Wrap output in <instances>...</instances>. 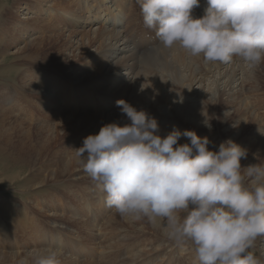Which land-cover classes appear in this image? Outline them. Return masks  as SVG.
I'll return each instance as SVG.
<instances>
[{
    "label": "bare ground",
    "instance_id": "1",
    "mask_svg": "<svg viewBox=\"0 0 264 264\" xmlns=\"http://www.w3.org/2000/svg\"><path fill=\"white\" fill-rule=\"evenodd\" d=\"M91 1L18 0L20 6L17 14L21 18V22L17 19L16 21L10 20L13 18L10 12V17L4 19L5 22L2 20V24L0 22V42L5 41L7 43L8 41L16 47L13 53L3 52L2 58L8 60L13 56L16 61L22 62L21 67H25V69L22 73L20 72V80H30L29 83L31 82L32 86L29 89L23 88V86L18 88L19 91H15H18L22 96L24 95L22 92H24L27 95H24L26 99H34L35 101L34 107L29 102L20 101L14 106L10 105L13 109L9 108L6 106L5 100L10 97L11 92L8 94L6 87L0 86V152L11 149L13 151L10 153L18 154L19 150L14 148H17V146L23 147L25 144L30 146L28 142L33 140L32 138L37 140V137L32 135L34 131L29 127V125H36H32V122L29 124L27 120L23 121L19 118V114L16 115V112L23 114L24 112L33 113L37 111L38 114L40 113L46 117L45 119L49 124L53 120L59 119L60 122L64 120L63 124L56 121L57 123L52 127L50 125L41 126L43 131L46 130L49 135L44 136V140H42V137L37 140L41 141L39 143L41 147L39 144L37 145L39 148L34 150L35 157L32 158V155L29 157L32 159L31 161L28 162L27 159L21 157L20 163L23 169H28L31 165L37 166L40 158L45 161L53 158L49 162L50 164L47 163L49 165H46V168L45 165L40 167L33 173V176H28L26 179L18 175L3 182L12 186H16L20 181L21 184L26 183L25 186L20 187L25 192L33 190L38 193L50 185L52 189L62 188L61 193L65 197L64 199L68 201H62L61 198L54 195L36 201L34 205L39 208L38 210L44 212L50 208L49 211L53 212V214L50 213V216L52 215V219L59 223L56 227L52 224V226L50 224L46 227L43 226L45 228L42 230L38 227V218H34L35 220L28 218L32 213L29 207L23 215L25 207L17 205L18 207L13 210L10 207V201L6 199L3 203L1 202L0 216L5 215V207L11 214L17 215L16 219L13 216L9 218L12 221V230L21 236L18 237L21 240V249L14 252L12 244L10 247L8 242L2 240L4 243H0V264H21L22 260L27 261V264H31L32 253L36 250H46L48 248H57L62 253L63 251L75 252L74 254L78 256L87 254L88 258L96 253L99 260H93L96 263L91 264H105L106 262L108 264H133L138 260L136 257H140L142 252L140 254L136 253L138 255L132 254L128 260L123 259L120 261L117 255L120 249L126 245L127 238L125 239V237L129 234L122 236L121 230L130 229L139 231L149 229L156 233V236H160L162 245L152 247L151 250L145 251L146 253L156 250L160 255V249L168 247V249L175 251L171 250L174 254L170 256L173 264L176 262L175 253L179 252L181 256L178 257L180 260L176 264H197L194 246L191 243H175L167 237L166 229L163 226L153 227L146 219L134 220L130 216H121L114 210V214L111 216L110 213L112 212H110L111 217L108 218L109 215H106L107 211L102 206L105 203V193L84 171L83 164L79 162L76 156V150L70 149L68 145L67 147L71 152L67 151L68 148H64L65 146L61 149L57 148V145L65 139V137L58 135L60 130L66 131L65 136H68L69 132H78L79 135L81 133L83 135L96 134L101 126L107 123L116 122L123 126L129 122L126 116L122 113L113 112L109 115V118L100 116V113L97 115L91 113L80 115L71 109L64 108V106L72 107L69 102L51 99L42 94V91L47 89L48 86L49 88L53 86L49 84L51 77L49 75L44 77V73L42 76L34 78L33 74L35 73H32V71L36 70L37 73L38 68L39 71L45 68L46 71L50 72L52 70L57 74H61L62 70L66 68L70 71L71 77L74 78L71 82L80 80L84 83V86L72 89L74 92H68L71 93L70 100L74 98L78 103L80 101L79 95H82L83 100L93 99L96 103H99L97 107L107 108L109 111L115 106L113 103L110 104L108 98L112 95V91L117 89L118 91L114 95L121 96L124 93L121 97L126 99L129 96L130 104L137 110H145L157 119L161 134H167L173 127L182 132L184 130H194L198 136L208 137L210 141L214 142L216 148L222 141L231 139L247 150V157L241 159L243 167L253 164L264 167V113L259 112V109L264 106V72H262L264 70H261L262 65L250 70L239 58H234L229 63H208L202 57L190 56L178 45L170 49L159 45V47L148 46L135 50L130 40H128L125 25L121 23L117 25V22L110 19L113 15H116V17L122 15V8L118 7V4L123 0H112L114 2L113 6L106 4L108 0H96L94 3ZM106 14L109 15V18L101 19ZM194 15L201 16L197 13ZM22 20H26V22H22ZM38 31L45 37L36 36ZM26 34L27 39L32 38L33 35L35 37L29 45L21 48L18 41H26V39H23ZM29 34L32 35L28 37ZM7 36L9 39L6 38ZM62 39H66L65 46L61 44ZM52 55H55L60 62H53L51 60L54 58ZM23 57L28 61H23ZM45 65H48V67L53 66V68L47 69ZM121 77L130 78V82L126 83L125 87H119L124 83L120 79ZM242 83L243 85H249L240 87ZM88 89L92 91V94L88 92ZM97 90L101 92H97ZM103 92L105 95H103ZM107 95L108 97H105ZM232 106H237V109L233 112H231L232 110L228 111ZM106 111L108 112V110ZM66 117H68L67 120L64 119ZM26 122L29 124L28 127L25 124ZM205 123H209L211 127H207ZM179 142L185 143L187 138L182 137ZM62 143H67V141ZM52 151L53 154H51ZM19 152L23 153L22 150ZM6 155L8 156L7 152ZM7 159L14 162L13 159L17 158ZM75 175L79 177L77 180L72 178ZM70 180L73 183L79 181V184H81L79 188H83L86 194L83 198L80 197L78 191L61 185L62 181L67 183ZM87 182L90 184H86ZM92 184L98 187L99 192L93 191ZM72 187H74L73 184ZM78 197L79 200L77 201ZM45 202L48 203L45 204ZM76 205L78 209L75 207ZM111 210L112 208H110ZM40 211L38 212L40 213ZM64 214L68 217L65 216L64 218ZM93 214L98 219L97 225L93 221H89ZM66 218L70 223L74 222L72 227L75 229H72L73 232L66 231L65 233L61 230L60 224ZM107 218V222L104 223ZM144 220L147 222L145 223ZM4 227H0V232H4ZM1 235L0 239H3ZM143 238L145 239V237ZM81 241L91 250L78 244ZM259 250L261 251L259 252ZM251 251L254 255L258 252L259 256L257 258L264 264V237L256 240ZM261 252H263V255H261ZM62 253L59 256L61 264L80 263L77 257L70 258L64 254L62 255Z\"/></svg>",
    "mask_w": 264,
    "mask_h": 264
},
{
    "label": "clouds",
    "instance_id": "2",
    "mask_svg": "<svg viewBox=\"0 0 264 264\" xmlns=\"http://www.w3.org/2000/svg\"><path fill=\"white\" fill-rule=\"evenodd\" d=\"M137 3L164 48L178 45L208 63L239 58L250 70L264 63V0H206L199 17L200 0ZM117 105L129 122L104 124L75 149L106 206L163 226L177 244L191 243L197 264H261L251 249L264 237V167H243L247 150L231 139L216 148L194 130L161 134L145 110L125 100ZM60 254L36 250L31 264H61Z\"/></svg>",
    "mask_w": 264,
    "mask_h": 264
},
{
    "label": "rangeland",
    "instance_id": "3",
    "mask_svg": "<svg viewBox=\"0 0 264 264\" xmlns=\"http://www.w3.org/2000/svg\"><path fill=\"white\" fill-rule=\"evenodd\" d=\"M112 1V0H111ZM20 5H18V0H0V22L2 21V20H4V19H7V18H9L10 17V14H11V16L13 17V18H11L10 20H12V21H16V19H17V21H19V22H21L20 21V17H19V15L17 14V10H18V7H19ZM3 7V8H2ZM9 12H10V14H9ZM8 14V15H7ZM3 15V16H2ZM3 17V18H2ZM22 18L24 17L23 15L21 16ZM23 21H25L26 22V20H22V22ZM31 21V20H30ZM3 22V21H2ZM2 22H1V24H2ZM4 22H5V20H4ZM0 24V25H1ZM95 26H97V25H95ZM31 33V32H30ZM30 35H32V34H29L28 35V37H30ZM36 36H39V37H45L44 35H42V33L41 32H39L38 31V33H37V35ZM16 37V36H15ZM34 37H35V35H33L32 36V38H29V39H27V34L24 36V38L23 39H26V41H18V43L20 44L19 45V47H21L22 48V46L23 47H25V45H29L30 44V42H31V40H33L34 39ZM7 39H9V37L7 36L6 37ZM67 42H66V39H62L61 40V44L62 45H64L65 46V44H66ZM15 45H13L12 43L10 44L8 41H7V43L4 41V42H0V86H4V87H6V89H7V93L9 94V92H11V95H10V97L8 98V99H6L5 100V102L7 103L6 104V106H8L9 108H12V107H10V105L11 106H14V105H16L17 103H20V101H24L25 103L26 102H29L31 105H32V107H34L35 106V101H34V99H32V100H30V99H26V97L25 96H27L24 92H22L24 95L22 96L20 93H18V88H20V87H23V88H30V87H32L31 86V82L29 83V81L30 80H25V81H21L20 80V75H21V73H22V71L25 69V67H21V64H22V62H19V61H16L14 58H13V56L9 59L8 58V60H6V58H2L3 57V55H2V53L3 52H5V51H8V54H10V53H13V52H15V50H16V47H14ZM54 58H52L51 60L53 61V62H60L59 61V59H57L56 58V56L55 55H52ZM22 61V60H21ZM23 61H28V59H26V58H24L23 57ZM45 61V60H44ZM15 64V65H14ZM23 65V64H22ZM262 65V68H261V70H264V63H262L261 64ZM46 67H47V69L49 68V69H52L53 68V66L52 67H48V65H45ZM17 69V71H16V69ZM45 68H43V69H40V71H39V68L37 69V73H36V70L35 71H32V73L34 72L35 74H33V76H34V78H37L38 76H42L44 73H45V75H44V77L46 76V75H49L50 77H51V79H50V82H49V84L50 85H53V86H51L50 88H49V86H48V88L47 89H44L43 91H42V94L43 95H47L49 98H53V99H57V100H61L62 102L63 101H66L67 103H68V99H65V98H63L62 96H65L66 97V94H69L68 92H71L72 91V89H78V88H80V87H82V86H84V83H83V81H75V82H71L72 81V79H74V78H72L71 77V74H70V71H68V70H66V68L64 69V70H62V73L61 74H57V73H55L54 71H52V70H50V72L49 71H46V70H44ZM12 70H14V71H12ZM21 72V73H20ZM41 72V73H40ZM262 72H264V71H262ZM65 76H64V75ZM263 75H264V73H263ZM53 77V78H52ZM57 78V79H56ZM62 78V79H61ZM59 80V81H58ZM67 80H69V81H67ZM17 81V82H16ZM66 81V82H65ZM28 82V83H27ZM54 82V83H53ZM30 84V85H29ZM242 85H243V83L240 85V87H242ZM249 85V84H248ZM247 84H244L243 86L245 87V86H248ZM55 86V87H54ZM57 86V87H56ZM58 86L60 87L59 89H58ZM15 88V89H14ZM54 88V89H53ZM55 89H56V91H55ZM58 89V90H57ZM240 89V88H239ZM10 90V91H9ZM15 90H18V91H15ZM55 91V92H54ZM58 91V92H57ZM62 93H61V92ZM74 91V90H73ZM72 91V92H73ZM117 89H115V91H112V94H116L117 93ZM237 91V90H236ZM59 92H60V94H59ZM71 92V93H72ZM88 92H90L91 94H92V91L91 90H89L88 89ZM18 93V94H17ZM58 93V94H57ZM64 94V95H63ZM16 95H18L19 97L17 98V96ZM103 95H105L104 94V92H103ZM67 97H69V96H67ZM66 97V98H67ZM105 97H108V95L107 96H105ZM19 101H18V100ZM21 99V100H20ZM26 100V101H25ZM14 101V102H13ZM181 101V100H180ZM65 102V103H66ZM14 103V104H13ZM66 103V104H67ZM111 104V103H110ZM67 108V109H71L72 111H74L75 113H77V114H80V115H82V114H95V115H97V114H99L100 116H102V117H104V118H109V115L110 114H108V115H103V113H105V112H107L106 110H108L109 111V109H107V108H103V107H97L96 109H94V111H91V110H87V109H85V108H82L81 110L77 107V108H68V106H64V108ZM235 107V108H234ZM1 108H3V107H1ZM99 108H102V109H99ZM13 109V108H12ZM73 109H75V110H73ZM76 109H78V110H76ZM235 109H237V106H232V108H229L228 109V111L229 110H232L231 112H233ZM28 110V109H27ZM83 110V111H82ZM33 111H34V109H33ZM98 112V113H97ZM259 112L261 113V114H263L264 113V106H262V108H260L259 109ZM112 113V112H111ZM119 113H121V112H119ZM19 114V118L20 119H22L23 121L25 120H27L28 122H29V124L31 123L32 125L33 124H35L36 126H31V125H29L28 124V122H26L25 124H26V126L28 127V125H29V127H31V130H33L34 132L32 133V135H35V136H33V137H37V140H39V138H41L42 137V140H44L43 138H44V136H47V135H49L48 133H47V131L45 130V131H43V127H41V126H48V125H50L51 127L54 125V124H56L57 122L58 123H60V124H63V121H61L60 122V120L59 119H57V120H53V124L51 123V124H49L48 123V121H46L47 119H45L46 117L44 116V115H41L40 113L38 114L37 113V111H34L33 113H27V112H24L23 114H20L19 112H16V115H18ZM25 114V115H24ZM32 114V116H30ZM36 114V115H35ZM0 115H1V112H0ZM30 117H29V116ZM35 116V117H34ZM150 116H153V115H150ZM14 117V116H13ZM16 117V116H15ZM22 117V118H21ZM39 117V119H37ZM65 120H67L68 119V117H66V118H64ZM33 120V121H32ZM57 121V122H56ZM10 122H11V120H10ZM9 123V122H8ZM6 125V124H5ZM49 126V127H50ZM41 128V129H40ZM45 133V134H44ZM67 133H66V131H62V130H60V132H58V135H60V137H65V139H64V141H67V143H62V142H64V141H62L60 144H58L57 145V148H59V149H61V147L63 148L64 146V148H73L72 150H75V149H78L79 147H81L82 146V144H83V140H84V138L85 137H87L88 136V134H86V135H83L82 133V135L80 134L79 135V133L77 132V133H74V132H69L68 133V136H65ZM50 135H51V133H50ZM46 138V137H45ZM33 140H31V141H29L28 143L30 144V146L28 145V144H25V145H23V147H22V149H21V147H18L17 146V148H14L15 150H22L23 151V153L21 154L19 151H18V154L17 153H15V154H12V153H10V152H12L13 150H9V149H6V151H3V152H0V204H2L6 199H7V201H10L9 202V204H10V207H12V209L13 210H15V208L16 207H18V206H22V207H25V210H24V208H23V210H24V213H23V215H25V211L27 210V207H29L31 210H32V213H31V216H28V218H33V219H31V220H35L36 218H38L39 219V222H38V227H39V229H43V228H45L46 226H49V224L51 225H53V226H57V224H59L58 222H56V221H54L52 218L53 217H51L50 216V213L51 214H53V212H50L49 211V209H47V210H45L44 212L43 211H40V210H38L39 208H36V206L34 205V204H36V201H41V199H45V198H48V197H50V196H52V195H54V196H58L59 198H61V200L62 201H66V202H68L67 201V199L65 200L64 198V196H63V194L61 193V191H62V188H60V189H57V188H55V189H52V187H50V186H47V187H45V189H42L40 192H38L37 193V191H33V190H29L28 192L26 191H23V189H20V187L21 186H25V184L26 183H22L21 184V181L16 185V186H12V185H10V184H7V183H4L3 181H6V180H9V179H11V177H13V176H18V175H21V177L23 178V179H26L28 176L30 177V176H33L34 174L33 173H35V171L37 170V169H40V167H42V166H44L45 168H46V165H49L50 163V161L51 160H53V158H50V160L49 159H47L46 161L44 160V159H42V158H40V161L38 162V164H37V166L36 165H31L28 169H23L21 166H22V164L20 165V163H21V160H22V158L23 159H27L28 160V162L29 161H31L32 159H30L29 157L32 155V158L33 157H35V153H34V150H37L38 148H39V146L37 147V145L41 142V141H37L36 139H34V138H32ZM37 141V143H36V141ZM32 142V143H31ZM36 145V146H35ZM40 145V144H39ZM67 145H68V147H67ZM29 146V147H28ZM32 147V148H31ZM35 147V148H34ZM40 147H41V145H40ZM34 148V149H33ZM67 149V151H70L71 152V150L70 149ZM26 151H24V150ZM28 149V150H27ZM55 149V148H54ZM9 150V151H8ZM30 150V151H29ZM32 150V151H31ZM54 151V150H53ZM53 151L51 152V154H53ZM6 152H7V154H8V156L6 155ZM28 152V153H27ZM23 155V156H22ZM25 155V156H24ZM29 155V156H28ZM28 156V157H27ZM12 157H16L17 159H13V160H15L14 162L13 161H9L7 158H12ZM21 159H20V158ZM43 160V161H42ZM45 161V162H44ZM6 162H8L9 164H7ZM44 162V163H43ZM23 163H25V161H23ZM46 163V164H45ZM47 163H49V164H47ZM40 165V166H39ZM36 167V168H35ZM32 168V169H31ZM35 170H34V169ZM33 170V171H32ZM32 171V172H31ZM26 174V175H25ZM25 175V176H24ZM24 176V177H23ZM72 178H74L75 180H77L79 177L77 176V175H75L74 177H72ZM71 179V178H70ZM72 184H73V186L74 187H72ZM79 181H77V182H75V183H73V181H71L70 180V182H67V183H63V181H62V184L61 185H63L65 188H67V187H69V188H72L74 191H78L79 192V194H80V197H84L86 194H85V192L83 191V188H79V186L81 185V184H79ZM86 184H90V183H86ZM71 186V187H70ZM92 187H94V189H93V191L94 192H99V189H98V187L97 186H93V184L91 185ZM58 187H60V186H58ZM4 189V190H3ZM56 192V193H55ZM87 192H89V191H87ZM42 193V194H41ZM45 193V194H44ZM34 196H33V195ZM62 194V195H61ZM3 196V197H2ZM46 196V197H45ZM96 197V196H95ZM3 199V200H2ZM35 200V201H34ZM79 200V197H78V199H77V201ZM2 202V203H1ZM15 203V204H14ZM28 203V204H27ZM46 203H48V202H45V204ZM23 204V205H22ZM30 204H31V207H30ZM18 205V206H17ZM77 209H78V207H77V205L75 206ZM28 208V209H29ZM5 210H6V213H5V215L4 216H0V219H1V223H0V227H3V226H5L4 227V232H0V234H2L1 236H3V239H0V243L1 244H3L4 242H8V245L11 247V244H12V247H14V249H13V251L14 252H16V251H18L19 249H21V240L19 239L21 236H19L17 233H15L13 230H12V221H11V219L9 218L10 216H13V218L14 219H16L15 217L17 216V215H15L14 213H10L8 210H7V208L5 207L4 208ZM23 210H22V212H23ZM113 210L114 209H112L110 212H112V213H110L111 214V216H112V214H114L113 213ZM38 211H40V213L38 212ZM9 212V213H8ZM46 212V213H45ZM114 212H115V210H114ZM55 213V212H54ZM110 214H108L109 215V217L108 218H110L111 216H110ZM19 215V214H18ZM39 215V216H38ZM65 216H67L66 214H64V218H65ZM68 217V216H67ZM35 218V219H34ZM108 218L107 219H105V222H104V220H103V222L104 223H106L107 222V220H108ZM62 220V219H61ZM45 221V222H44ZM59 221V220H58ZM61 222V221H60ZM144 222L146 223L147 221H145L144 220ZM40 223V224H39ZM73 223L74 222H71L70 223V221H68V219L66 218V219H63L62 220V223L60 224L61 225V230H63L65 233H66V231H69V232H73V230L72 229H75V228H73L72 226H73ZM46 224V225H45ZM51 225V226H52ZM32 226H34V225H32ZM41 226V227H40ZM43 226H45V227H43ZM11 227V228H10ZM68 227H70V228H68ZM64 229H66V230H64ZM149 229H146V230H144V231H139V230H126V231H123V230H121L122 231V236L124 235H126V234H128L126 237H125V239H126V247L123 249V248H121L120 249V251L124 254V260L125 259H130L131 257V255L132 254H136V253H138V254H140V252H142L141 254H140V257H136V259H138L134 264H173L171 261H172V257H170L171 255H173L174 254V250L173 249H168V247H165V248H162V249H160L161 250V252H159V253H161L160 255L157 253V251L155 250V251H153V252H148V253H146L145 251H148V250H151L152 249V247H159L160 245H162L161 243H160V240H162L161 238H160V236H156L157 234L156 233H154V232H152L151 230H149ZM130 231V232H129ZM131 232H132V234H131ZM124 233V234H123ZM142 233V234H141ZM146 233V234H145ZM6 234H7V236H6ZM12 234V235H11ZM140 234V235H139ZM9 235V236H8ZM134 235H137V236H134ZM12 236V237H11ZM134 236V237H133ZM152 236V237H151ZM19 237V238H18ZM136 237V238H135ZM143 237H145V239L143 238ZM6 238V239H5ZM13 239V240H12ZM56 240H57V238H55ZM158 239V240H157ZM4 242H3V241ZM7 240V241H6ZM11 240V241H10ZM16 240V241H15ZM19 240V241H18ZM141 240V241H140ZM151 240V241H150ZM149 242V243H148ZM151 242V243H150ZM130 243H131V245H130ZM155 243V244H154ZM163 243V242H162ZM17 244V245H16ZM129 244V245H128ZM137 244V245H136ZM139 244V245H138ZM144 244V245H143ZM15 245V246H14ZM263 245V244H262ZM145 247V248H144ZM145 250H144V249ZM166 249H168L167 251H166ZM143 250H144V252H143ZM170 250V251H169ZM171 250H173V251H171ZM12 251V250H11ZM12 251V252H13ZM119 251V252H120ZM169 251V252H168ZM261 250H259V252H260ZM61 252V251H60ZM67 252V251H66ZM66 252L65 251H63V253H62V255L64 254V255H66V256H68V257H70V258H75V257H77V260L80 262V263H78V264H91V263H96V262H94L93 260H99V259H97V255H96V253L91 257V258H86L87 256H85V255H81V256H78V255H75L74 253L75 252H67V254H66ZM119 252H118V256L120 255L119 254ZM164 252V253H163ZM167 252V253H166ZM169 253V254H168ZM171 253V254H170ZM180 253V252H179ZM179 253H175V258H176V262L174 263V264H176V263H178L179 262V260H180V258H178V257H180L181 255L179 254ZM138 254H136V255H138ZM168 254V255H167ZM179 254V255H178ZM155 255V256H154ZM255 255H256V257H258L259 256V254H258V252L257 253H255ZM261 255H263V252H261ZM128 256H129V258H128ZM261 257V256H260ZM162 258H164V259H162ZM178 258V259H177ZM189 258V257H188ZM122 259V260H123ZM162 259V260H161ZM75 260V259H74ZM157 261V262H156ZM188 261L190 262V258L188 259ZM84 262V263H83ZM107 264H108V262H106ZM105 263V264H106ZM98 264V263H97ZM100 264V263H99ZM102 264V263H101ZM262 264V263H261Z\"/></svg>",
    "mask_w": 264,
    "mask_h": 264
}]
</instances>
